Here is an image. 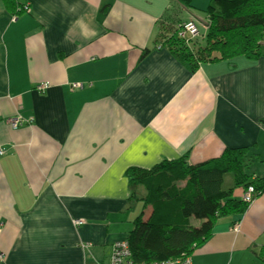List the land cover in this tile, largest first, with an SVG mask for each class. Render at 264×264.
<instances>
[{
    "label": "crops",
    "instance_id": "0c3cea01",
    "mask_svg": "<svg viewBox=\"0 0 264 264\" xmlns=\"http://www.w3.org/2000/svg\"><path fill=\"white\" fill-rule=\"evenodd\" d=\"M18 2L30 12L0 0V264H107L143 211L134 167L250 147L264 177V46L192 72L154 49L175 0ZM194 10L183 15L200 20ZM263 245L264 193L218 220L193 264H264Z\"/></svg>",
    "mask_w": 264,
    "mask_h": 264
},
{
    "label": "trees",
    "instance_id": "16d2710c",
    "mask_svg": "<svg viewBox=\"0 0 264 264\" xmlns=\"http://www.w3.org/2000/svg\"><path fill=\"white\" fill-rule=\"evenodd\" d=\"M175 1L177 4L158 19L154 49L166 50L192 72L203 64L261 56L264 0H210L203 11L205 24L183 15V8L196 9L193 0ZM4 2L13 15L27 13L20 9L23 5L18 0ZM190 21L198 28L202 25L204 33L199 29L197 37H180L183 24ZM151 50L147 48L143 57ZM253 150L225 149L219 156L195 165L184 156L163 161L151 169H129L132 198L144 205L126 239L134 264L176 257L190 258L193 263V253L211 237L218 220L244 214L248 209L250 204L236 196L237 189L254 186L257 198L264 193V177L251 170L261 160ZM140 188L145 194L137 199ZM191 219L201 221V225H190ZM258 255L264 262V245Z\"/></svg>",
    "mask_w": 264,
    "mask_h": 264
},
{
    "label": "built area",
    "instance_id": "2783aa9c",
    "mask_svg": "<svg viewBox=\"0 0 264 264\" xmlns=\"http://www.w3.org/2000/svg\"><path fill=\"white\" fill-rule=\"evenodd\" d=\"M200 31L197 24L193 21L183 24L182 29L179 31V35L182 38H185L187 35L197 36ZM49 84H43L37 87L38 91H44L49 88ZM11 124V127L17 129L25 122L21 117L13 118L8 121ZM3 154V151H0V155ZM244 202L251 204L254 202L255 198V188L254 186H249L246 191L241 195ZM75 225L84 224V220H75ZM95 264H102L97 262ZM107 264H134L131 260V251L129 244L126 240L117 241L114 243L112 253ZM151 264H193L190 258H170L168 260H163L160 262H154Z\"/></svg>",
    "mask_w": 264,
    "mask_h": 264
},
{
    "label": "rangeland",
    "instance_id": "374dc122",
    "mask_svg": "<svg viewBox=\"0 0 264 264\" xmlns=\"http://www.w3.org/2000/svg\"><path fill=\"white\" fill-rule=\"evenodd\" d=\"M210 1V0H209ZM209 1H207V3L204 5V3H203V6H205V7H198L199 9H195L194 11L201 17V18H205V16H204V10H205V8H207L208 6H209ZM195 8V7H194ZM197 8V7H196ZM201 8V9H200ZM22 11H24V12H30V6L29 5H23L21 8H20ZM201 27H202V25H201ZM201 27H199V29H200V31H201V33L203 34L204 33V30L201 28ZM204 27V26H203ZM202 44H204L203 42H202ZM23 119V118H22ZM23 121L24 122H26L24 119H23ZM258 163H259V161H258ZM230 177H231V175H228L227 176V180H229L230 179ZM237 196V195H236ZM139 206V205H138ZM137 207V206H136ZM139 212V213H138ZM139 214H141V206L140 207H138L137 209H136V213H134V215H133V217H134V219L136 218V216L137 215H139ZM135 221V220H134ZM190 225H194V226H200L201 225V221H195V220H190ZM132 228H134V222H133V224H132ZM131 230V229H130ZM128 234V233H127Z\"/></svg>",
    "mask_w": 264,
    "mask_h": 264
},
{
    "label": "bare ground",
    "instance_id": "6f19581e",
    "mask_svg": "<svg viewBox=\"0 0 264 264\" xmlns=\"http://www.w3.org/2000/svg\"><path fill=\"white\" fill-rule=\"evenodd\" d=\"M200 24H205L207 23V19L206 18H201L200 20H197ZM188 37H191V38H194V37H197V36H190V35H187ZM264 46V45H263ZM2 151V150H0ZM246 191V189H242V192H241V195ZM256 190H255V198H257V194H256ZM262 194V193H261ZM259 195V194H258ZM260 196V195H259ZM113 246L114 244H112V249H113Z\"/></svg>",
    "mask_w": 264,
    "mask_h": 264
},
{
    "label": "clouds",
    "instance_id": "9594fccd",
    "mask_svg": "<svg viewBox=\"0 0 264 264\" xmlns=\"http://www.w3.org/2000/svg\"><path fill=\"white\" fill-rule=\"evenodd\" d=\"M251 204H252V203H251ZM251 204H250V205H251Z\"/></svg>",
    "mask_w": 264,
    "mask_h": 264
}]
</instances>
